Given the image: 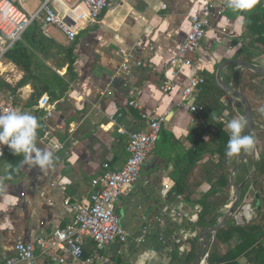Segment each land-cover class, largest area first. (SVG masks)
Here are the masks:
<instances>
[{"label":"crops","instance_id":"1","mask_svg":"<svg viewBox=\"0 0 264 264\" xmlns=\"http://www.w3.org/2000/svg\"><path fill=\"white\" fill-rule=\"evenodd\" d=\"M227 3L228 0H117L97 21L80 28L74 40L53 26L44 31L39 20L34 21L37 28L32 42L28 32L34 22L24 31L17 42L30 50L31 74L48 75L50 79L51 70L68 86L59 97L43 92L55 101L53 115L47 119L38 108L42 95L37 103L32 99L34 85L29 72V78L16 87L15 93L0 88V99L11 96L14 110L40 114L43 131L36 146L53 151L54 160L52 166L42 170L22 158L19 171L9 177L11 164L0 159V261L14 253L17 242L32 241L71 223L72 204L89 202L94 190L91 182L103 173L105 165L119 169L124 164L129 135L148 129L142 114L152 109L166 113L158 140L142 164L139 180L123 189L115 202V212L128 239L97 249L90 237L83 236L84 252L100 254L99 264H184L195 243L197 253L202 231L195 226L199 206L193 201L208 190L202 173L212 163L196 157L203 118L199 110L194 115L178 105L180 89L192 75L203 76L206 83H217L218 67L230 60L264 66V54L257 53L261 45L250 41L246 18L242 25L239 17L243 13L230 9ZM206 8L212 15L200 47L192 56L199 68L182 67L172 77L166 73L168 61L177 54L194 10ZM6 53L0 60V80L15 87L26 73ZM70 58L74 59L72 80L67 77ZM242 77L258 85L251 93L261 95L257 100L263 101L264 76L235 64H227L222 70V79L233 87L237 81L242 82ZM169 83L175 89L163 92L161 86ZM240 84L252 106L249 83ZM131 101L140 108L130 105ZM227 112L220 119L229 116ZM212 136L211 132L203 133L206 141ZM2 146L4 151L7 146ZM232 189L231 186L227 203L211 215L214 221L219 214L215 224L234 197ZM182 196H189V200ZM253 208L255 214L250 221L238 224L233 220L235 225L244 226L255 219L258 207ZM213 221L208 226L215 225ZM215 233L209 234L205 251L208 255ZM239 240L234 237L218 242V252L225 253ZM238 262L249 264L244 254Z\"/></svg>","mask_w":264,"mask_h":264},{"label":"built area","instance_id":"2","mask_svg":"<svg viewBox=\"0 0 264 264\" xmlns=\"http://www.w3.org/2000/svg\"><path fill=\"white\" fill-rule=\"evenodd\" d=\"M24 1L0 0V60L34 21L39 20L44 31L53 26L69 40H74L80 28L86 23L97 21L101 13L117 0H36L38 5L32 13L26 9ZM211 15L208 8L194 10L177 54L168 61L166 73L174 77L179 68H199L192 56L200 47ZM204 82L203 76H190L187 84L180 89L178 105L196 115L198 108L195 101ZM174 89L173 83L161 86L163 92ZM129 104L140 108L135 101ZM38 108L44 113V119H47L53 115L55 101L44 94L38 100ZM13 109L11 96L0 99V112ZM142 118L146 120L148 129L129 135L128 157L119 169H110L105 165L103 173L92 180L94 190L88 203L72 204V222L64 228L41 234L32 241L17 242L14 253L6 256L0 264H99L102 260L100 254L85 255L83 236L90 237L97 249L114 241H127L128 233L115 212V202L123 189L139 180L142 164L156 145L166 113L152 109L147 114L143 113ZM2 155L3 146L0 145V159ZM207 257L208 252L202 257L201 264L204 261L207 264Z\"/></svg>","mask_w":264,"mask_h":264},{"label":"trees","instance_id":"3","mask_svg":"<svg viewBox=\"0 0 264 264\" xmlns=\"http://www.w3.org/2000/svg\"><path fill=\"white\" fill-rule=\"evenodd\" d=\"M246 18L245 28L250 35V41L261 45V50H258V54H264V0H259L255 7L249 11L243 13ZM30 28L31 33L28 32L29 42L33 39V30L37 28V23L34 22ZM27 35V34H26ZM6 57L13 61L18 67L25 71V75L22 80L15 86L11 87L9 83H5L0 80V88H6L7 90L14 91L16 87L23 84L27 78L31 77V82L34 85V94L32 99L37 103V99L43 92H49L51 97H59L68 86L65 83L64 78H61L56 72L48 70L50 79L45 75L43 77H34L29 68L32 62V55L30 50L16 42L6 53ZM73 58L69 59L67 68L68 80H72L75 77L73 72ZM29 72V77L27 73ZM35 81V82H34ZM34 83H38L37 85ZM57 85V89H55ZM201 93L197 100L198 110L203 118L201 123V141L200 145L195 147L196 157L201 160L217 155L220 161L215 165L213 164L210 169L205 167L202 173V180H208L210 185L208 190L201 193L199 197L193 201L194 204L199 206V211L196 214L195 226L202 231L208 226V220L211 215L220 207L225 205L229 199L230 193V173L228 172V166H230V157L225 155L226 145L230 136L229 130L225 128L224 122L220 121L223 115L224 109L227 110L224 103H221V98L226 94L215 80L209 81L201 86ZM50 97V98H51ZM52 100V99H51ZM35 103V104H36ZM34 103H31L32 105ZM37 117L39 120L40 114ZM231 117H227L230 119ZM43 128L37 130V138L42 135ZM211 132L212 138L210 141H206L203 137V133ZM243 133V132H242ZM24 158L23 154L13 155L11 151L6 147L3 151L1 161L11 164L9 168V177H12L14 173L19 171V161ZM196 158V159H197ZM250 164H252L250 162ZM248 164L241 163L235 174V183H241L249 173ZM218 170L217 174L213 175L212 171ZM264 176V153L259 154V159L256 161V170L251 179L244 185L241 193V200L245 197L247 190L251 183H257V177ZM258 177V178H259ZM13 180V179H11ZM8 180V181H11ZM262 188L257 186V189ZM257 198L255 199L253 206L258 207V215L250 223L244 226L235 225L233 220H228L226 224L218 229L214 235V242L209 249V255L207 257L208 264H239L238 257L244 254L249 264H264V195H260L256 190ZM186 200H189V196H182ZM263 201V203H262ZM219 214L215 217L213 224ZM237 237L239 242L233 247L227 250L225 253L220 254L217 250L218 242H227L230 239ZM195 242V241H194ZM196 253V243L193 250L187 256L184 264H190Z\"/></svg>","mask_w":264,"mask_h":264},{"label":"clouds","instance_id":"4","mask_svg":"<svg viewBox=\"0 0 264 264\" xmlns=\"http://www.w3.org/2000/svg\"><path fill=\"white\" fill-rule=\"evenodd\" d=\"M259 0H228L227 6L237 12L251 11ZM243 25L245 17L240 16ZM264 111V109H261ZM246 121L234 118L227 122L226 127L230 136L226 145L227 157L239 156L241 152H248L254 147L253 137L242 135ZM40 123L32 114L17 110L0 112V145H6L13 155L23 154L25 163L40 169L53 165V151H42L36 146L37 130Z\"/></svg>","mask_w":264,"mask_h":264},{"label":"rangeland","instance_id":"5","mask_svg":"<svg viewBox=\"0 0 264 264\" xmlns=\"http://www.w3.org/2000/svg\"><path fill=\"white\" fill-rule=\"evenodd\" d=\"M24 5H25L26 9L30 13H32L35 10L34 7H36V5H38V3L35 0H25ZM259 62L261 63L262 61L259 60ZM245 82L247 84L249 83L248 91L250 93L256 87L258 88V85L254 86V83H252V81L250 79H248L247 77H242V82L237 81V83H235L234 87L237 89L240 88L239 90L243 93V91H242L243 85L241 86L240 83L245 84ZM244 90L248 94L247 88H244ZM252 93L250 95H251V98L253 101V104L251 107H252L253 116L255 119V135H254V137H255V144H254L255 150L252 148L250 151H248L246 153L245 152L240 153V154L244 155V159H243L242 163L246 161V163L248 164L247 168L249 170V173L252 171H254V173H255L256 169L253 170V162L257 161L259 159L260 153H264V111H261V109H264V96L262 95L263 101H259V100H257V96L260 97L261 95L256 96V94H252ZM243 94L247 97V95L245 93H243ZM221 99H222L221 103H224L225 107H227L226 108L227 110L224 109L223 112L228 111L227 114L231 117L230 119H227V117H229V116L222 117L223 119L220 120V121H223V120L226 121V122H224V125H225V128L227 129L226 124L229 120L234 119V118H241V116L244 115L243 114V108H242L241 102L239 101V98L232 93L226 92V96L222 97ZM247 99H248V97H247ZM238 113L240 114V116H238ZM237 159H238V156L230 157V161H229L230 166L227 165L228 169H229L228 172L230 174H231L232 167L237 162ZM204 160H205V162H207L209 160V162H211L212 165L213 164L216 165L218 163V161H220V158L217 155H213L211 157L205 158ZM250 162L252 164H250ZM217 172H218V170L214 169L212 171V177H213V175H215V173L217 174ZM254 173L252 174V176L254 175ZM248 174H247V176H248ZM251 177H250V179H251ZM258 177H257V183L254 181H253V183H251L249 189L247 190V192L245 194V197L242 200H240L239 206L236 208L234 214L232 215V217L229 218V220H234L238 224H243V223L250 221L251 218H253V216L255 214V209L253 208V203H254L255 199L257 198V194H255L256 190L259 191L260 195H264V176H261L259 178ZM204 182L206 183V186H208L207 188H209V185H210L209 181L204 180ZM259 185L262 188L257 189V186H259ZM232 193L234 194V189H232ZM262 203H263V201H262ZM245 207L248 208V212H249L250 216H247L245 214V211H244Z\"/></svg>","mask_w":264,"mask_h":264},{"label":"water","instance_id":"6","mask_svg":"<svg viewBox=\"0 0 264 264\" xmlns=\"http://www.w3.org/2000/svg\"><path fill=\"white\" fill-rule=\"evenodd\" d=\"M227 64H235V65H239L241 67H245L247 69H250L254 73H256L258 75H262V76H264V66L256 67L247 61L230 60V61H228V63H224V64L220 65L216 71V80H217L218 85L223 90H225L226 92L232 93L239 98V101L241 102V105L243 108L244 119L246 121L243 135L252 136L253 140H254V144H255V137H254V135H255V119L253 116V110H252V107H251L249 100L247 99V97L242 92H240L238 89L234 88L232 85H230L228 82H225L222 79V70ZM253 149L255 150V146L253 147ZM243 159H244V155L239 154L237 162L232 167L231 174H230V184H231L232 188L234 189V197L227 204V209H226V212H225L224 216L222 217V219L215 225H209L208 227L203 229L202 232L200 233L197 253H196L195 259H194L192 264H201L202 257L204 256L205 251H206V247L208 245L209 234L215 233L219 228L224 226V224L227 222V220L233 215L235 209L239 206V203L241 200L242 188L249 181L250 177L254 173V171L250 172L248 174V176L241 183H239V184L235 183L234 174H235L237 168L239 167V165L242 163ZM255 169H256V161L253 162V170H255ZM213 218H214V216H212L209 219V221H208L209 224L212 223Z\"/></svg>","mask_w":264,"mask_h":264},{"label":"bare ground","instance_id":"7","mask_svg":"<svg viewBox=\"0 0 264 264\" xmlns=\"http://www.w3.org/2000/svg\"><path fill=\"white\" fill-rule=\"evenodd\" d=\"M232 98H233V97H232ZM226 207H227V206H226ZM244 211H245V214H246L247 216H250L247 207H245ZM202 264H206V262L204 261Z\"/></svg>","mask_w":264,"mask_h":264}]
</instances>
